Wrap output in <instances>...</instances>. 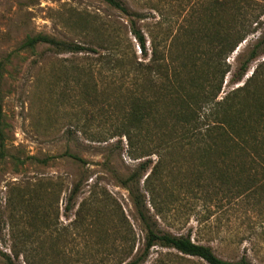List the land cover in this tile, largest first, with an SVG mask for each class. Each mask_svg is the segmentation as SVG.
<instances>
[{
	"label": "rangeland",
	"instance_id": "1",
	"mask_svg": "<svg viewBox=\"0 0 264 264\" xmlns=\"http://www.w3.org/2000/svg\"><path fill=\"white\" fill-rule=\"evenodd\" d=\"M121 1L130 14L102 0H0V264H6L1 254L14 250L17 264H118L139 254L145 230L129 190L116 178L131 174L159 232L189 235L227 260L245 255L264 264V188L238 185L232 194L225 163L216 171L195 155L157 152L153 142L134 151L115 135L130 99L148 85L136 67L149 60L152 44L169 73L175 67L181 76L190 70L219 79L229 67L216 99L242 85L264 58L261 53L250 61L243 79L232 83L240 62L264 37V0ZM252 19L253 32L229 54L221 51L226 32ZM130 20L145 37V57ZM37 34L91 49L23 45ZM144 150L153 153L138 157ZM159 157L168 168L161 173L164 185L154 180L146 187ZM145 159L151 162L142 170ZM78 180L79 191L68 201ZM118 218L126 219L124 246ZM143 264L207 263L155 245Z\"/></svg>",
	"mask_w": 264,
	"mask_h": 264
},
{
	"label": "trees",
	"instance_id": "2",
	"mask_svg": "<svg viewBox=\"0 0 264 264\" xmlns=\"http://www.w3.org/2000/svg\"><path fill=\"white\" fill-rule=\"evenodd\" d=\"M102 1L126 15L130 14L121 0ZM133 15L139 17L137 13ZM254 22L256 21L252 19L246 25L245 22L240 21L239 25L235 26L234 30L232 29L233 31L231 29L227 31L222 40L221 51L223 50L225 54L233 51L238 43L253 32L250 26ZM130 25L140 52L145 57L147 55L145 37L136 27L134 20H130ZM38 43L50 44L56 51L80 52L91 49L85 45L57 40L41 34L28 37L23 45L33 47ZM150 50L149 60L144 64L139 62L136 67L143 81L145 80L148 85L141 95L130 99L129 110L125 115L126 121L115 128V135L125 137L130 149L134 151L143 144L147 145L146 143L153 142L154 147L159 148L157 152L166 153L169 150L171 154L172 150H177L179 153L195 155V160H198L201 165L205 160L210 161L211 168L216 171L222 169L219 163H225L223 166L226 171L225 182L232 194L238 185H243L246 189L250 187L263 189L264 58L242 85L230 89L220 99H216L220 92L223 75L229 71V67L225 69L219 79L210 77L209 73L198 77L190 70L181 76L175 67L169 73L163 53L157 49L155 44H152ZM261 53H264V37L256 41L248 56L240 62L232 74V83L243 79L249 62ZM2 70L3 65L0 61V82ZM159 77L160 82L156 85ZM1 101L0 94V124L2 119ZM2 136L3 132L0 127V158L4 157ZM151 153L153 152L146 151L138 157ZM64 155L80 163L85 162L83 158L75 154L65 152ZM46 160L47 158H43L39 161L45 162ZM158 160H162V162H156L145 177L146 187L153 185L154 180L160 183L159 185H164L161 173H165L168 168L163 162V157H159ZM238 160L243 162L240 163ZM150 162L145 159L141 162L140 169H148ZM241 176L244 179H240ZM116 178L129 190L145 230L139 254L118 264H143L150 249L155 245L201 258L207 264H253L245 255L236 260L221 258L215 254L211 246L198 243L192 240L189 235L159 232L156 222L148 214L143 199L138 193V188L134 184V174L127 178L119 176ZM232 180L234 181L231 182ZM79 187L80 180L73 184L68 201L76 196ZM116 222L121 236V246H124L125 243H128L126 219L118 218ZM1 256L6 264H17L15 261L18 257L17 251L14 250L11 255L2 253Z\"/></svg>",
	"mask_w": 264,
	"mask_h": 264
}]
</instances>
